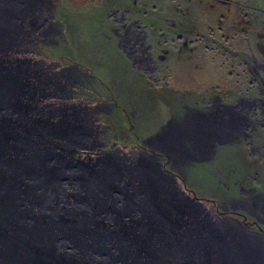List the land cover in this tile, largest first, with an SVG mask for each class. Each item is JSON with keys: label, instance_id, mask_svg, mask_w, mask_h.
<instances>
[{"label": "rangeland", "instance_id": "rangeland-1", "mask_svg": "<svg viewBox=\"0 0 264 264\" xmlns=\"http://www.w3.org/2000/svg\"><path fill=\"white\" fill-rule=\"evenodd\" d=\"M178 1L187 16L194 15L197 21H188L185 28L200 30L202 36L193 32L188 39L153 43L148 64L159 68L152 71L144 70L123 52V46L111 42L99 0H54L53 6L51 0H43L33 17L42 25L23 40L20 48L25 49L17 55L44 79L36 94L42 99L37 104L44 106V118L49 115L46 124L56 127L55 115L68 112L71 125L84 132L72 139L74 143L53 138L58 140L53 151L65 157L60 166L82 162L90 170L111 159L126 167L155 163L165 178L207 209L221 227L256 241L264 264V199L254 207L253 198L264 194V136L256 134L252 142L236 143L230 134L214 147L212 125L202 120L211 117L190 112L206 109L209 94L237 93L243 88L236 66L241 57L254 55L256 63L264 60V29L250 21L249 7L240 4L264 8V0ZM173 12L176 15L178 10ZM208 27L221 45H210L209 38H203ZM100 29L104 35L98 33ZM195 117L197 124L191 120ZM11 119L16 121L8 124L20 128V141L14 143L27 147L23 140H33L34 132L22 140L26 121L13 114ZM185 133H195L199 139L195 143L185 136L179 144L185 154L178 159L158 146L166 136L182 139ZM255 133H264V125ZM122 176L129 186L138 183L126 172ZM220 211L225 217H220Z\"/></svg>", "mask_w": 264, "mask_h": 264}, {"label": "bare ground", "instance_id": "bare-ground-1", "mask_svg": "<svg viewBox=\"0 0 264 264\" xmlns=\"http://www.w3.org/2000/svg\"><path fill=\"white\" fill-rule=\"evenodd\" d=\"M42 1L0 0V264H263L256 241L221 227L155 163L60 166L53 138L74 143L84 132L68 112L46 124L36 94L44 79L17 55L42 25L33 18ZM11 114L27 123L22 140L34 132L27 147L14 143ZM185 136L199 139L185 133L157 145L178 159ZM125 172L138 183L123 181Z\"/></svg>", "mask_w": 264, "mask_h": 264}, {"label": "flooded vegetation", "instance_id": "flooded-vegetation-1", "mask_svg": "<svg viewBox=\"0 0 264 264\" xmlns=\"http://www.w3.org/2000/svg\"><path fill=\"white\" fill-rule=\"evenodd\" d=\"M226 1L221 0L223 3ZM99 2V5L102 6L99 10L104 14L102 21L106 23L107 34L111 42L116 44L115 46H123V52L127 56H133L136 63L140 64L144 70L152 71V69L159 68L157 64L152 67L148 64L153 54V43L161 44L176 39H188L193 32L197 33L198 36H202L200 30H187L185 28L188 21L194 23L197 21L194 15L187 16L189 14L187 10L182 9V1L99 0ZM53 3L54 0H51L52 6ZM240 4L249 7L250 12L246 15L251 17L250 21L261 24L264 29V17L260 16V13L264 15V8L259 7V5ZM173 8L178 10L176 15H174ZM256 10L257 13L255 14ZM208 29L207 33L203 34V38H209L210 45H221L216 37L213 38V29L211 27H208ZM98 33L104 35L102 29L98 30ZM253 56L250 59H246L245 56L241 57L236 65L242 73L238 81L243 88L239 92L220 91L209 94L208 103L204 106L206 109H203V111H190L201 116L211 117V119L202 120H207L212 125L214 147L226 142L219 140L230 134L236 137L231 142L235 141L236 143L245 141V139H250L247 142H252L256 139V134L264 136V133H255L258 127L264 125V60L256 63L258 61ZM121 58L124 62L125 58L123 56ZM159 58L163 59L164 54H161ZM191 120L197 124L196 117ZM253 198L254 207H257L258 199L263 200L264 194L256 193ZM221 214L220 211V217H225Z\"/></svg>", "mask_w": 264, "mask_h": 264}, {"label": "water", "instance_id": "water-1", "mask_svg": "<svg viewBox=\"0 0 264 264\" xmlns=\"http://www.w3.org/2000/svg\"><path fill=\"white\" fill-rule=\"evenodd\" d=\"M200 115V114H199ZM174 123H176V122H174ZM174 124H171L170 126H168V128L165 130V131H163L162 133H164V132H166V131H168L169 130V128H171V126H173ZM162 133H160V134H162ZM159 134V135H160ZM158 135H156V137H157Z\"/></svg>", "mask_w": 264, "mask_h": 264}]
</instances>
